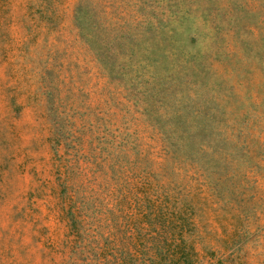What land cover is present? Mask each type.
Masks as SVG:
<instances>
[{"label": "rangeland", "instance_id": "1", "mask_svg": "<svg viewBox=\"0 0 264 264\" xmlns=\"http://www.w3.org/2000/svg\"><path fill=\"white\" fill-rule=\"evenodd\" d=\"M184 253L264 264V0H0V264Z\"/></svg>", "mask_w": 264, "mask_h": 264}, {"label": "trees", "instance_id": "2", "mask_svg": "<svg viewBox=\"0 0 264 264\" xmlns=\"http://www.w3.org/2000/svg\"><path fill=\"white\" fill-rule=\"evenodd\" d=\"M179 126H180V124H178ZM195 131L196 130H194L193 131V133H191V131H189L187 134H185V135H183V136H185V138L187 137L188 138V136H191V135H194V133H195ZM188 141H190L189 139H187ZM216 151H220V149H216ZM190 152V154H189V157H193L194 158V154H196V151L193 149L192 151H189ZM215 154V156H217V157H219L217 154H218V152L217 153H213V155ZM213 155H212V157H213ZM212 159H216V158H212ZM205 160H208V159H205ZM211 161H208V162H206V165H205V161H202L201 159H198V161H197V165L196 166H198L197 168L198 169H200L201 171H204V169H203V167H205V168H207V165L210 163ZM220 166H223L222 165V163L220 164ZM222 168V167H221ZM208 179V181H206V183H207V185H210L211 186V188L214 190V191H216V190H219L221 187H220V185L222 184V183H220L219 182V180L216 178L215 179V181H212L209 177L207 178ZM220 184V185H219ZM191 254L192 255H195V252L193 251V246H191ZM184 255H185V257L183 258V262H184V264H192L191 262H190V258H191V256H190V254H188V253H184Z\"/></svg>", "mask_w": 264, "mask_h": 264}]
</instances>
